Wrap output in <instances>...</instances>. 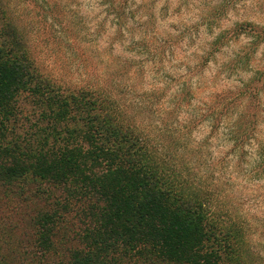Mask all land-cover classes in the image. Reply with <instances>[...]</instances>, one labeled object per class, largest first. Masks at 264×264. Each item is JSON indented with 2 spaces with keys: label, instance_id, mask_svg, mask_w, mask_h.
<instances>
[{
  "label": "clouds",
  "instance_id": "1",
  "mask_svg": "<svg viewBox=\"0 0 264 264\" xmlns=\"http://www.w3.org/2000/svg\"><path fill=\"white\" fill-rule=\"evenodd\" d=\"M0 13V34L14 38L0 40V51L27 73L3 89L0 150L26 152L44 139L37 133L45 109L33 93L40 85L45 98L73 106L78 131L69 146L58 128L60 139L53 134L41 147L87 153L93 132L105 152L131 149L137 165L155 174L158 192L180 196L227 237L236 264H264V133L255 131L244 93L264 74V0H0ZM256 103L264 110V92ZM109 129L127 142L107 143ZM0 201L9 215L33 206L26 185L0 190ZM201 248L207 252V243L190 236V251L173 264H202ZM25 251L16 233L0 237V264H21Z\"/></svg>",
  "mask_w": 264,
  "mask_h": 264
},
{
  "label": "trees",
  "instance_id": "2",
  "mask_svg": "<svg viewBox=\"0 0 264 264\" xmlns=\"http://www.w3.org/2000/svg\"><path fill=\"white\" fill-rule=\"evenodd\" d=\"M0 40L14 43L11 32L0 34ZM26 74L0 51V107L3 89L23 83ZM261 92L264 74L258 72L244 93L251 96L250 118L260 133L264 110L256 101ZM33 93L45 109L41 114L45 123L37 133L44 139L30 144L26 152L19 146L0 150V190L26 185L33 197L31 210L21 209L15 215H9L0 201V237L9 230L17 234L21 247L27 249L21 264H173L178 252L190 251L185 249L190 236L207 243V252L201 248L202 264H236L238 253L225 242L227 237L217 235L214 225H204L203 217L186 207L180 196L158 192L155 174L137 165L129 154L131 149L129 153L119 149L105 152L93 132L86 137L92 145L87 153L78 146L41 147L53 134L59 140L57 129L61 127L66 134L63 145H72L78 131L70 121L76 117L67 100L51 95L45 98L40 85ZM71 99L79 108L77 99ZM85 102L90 110L95 108V101L85 98ZM6 131L0 122V142ZM105 139L121 145L128 138L109 129ZM242 155L250 153L245 150Z\"/></svg>",
  "mask_w": 264,
  "mask_h": 264
},
{
  "label": "rangeland",
  "instance_id": "3",
  "mask_svg": "<svg viewBox=\"0 0 264 264\" xmlns=\"http://www.w3.org/2000/svg\"><path fill=\"white\" fill-rule=\"evenodd\" d=\"M262 130H263V132H261V133H264V128H263ZM206 147H207V148L209 149V151H210L212 146L209 144V145H207ZM229 154H231V151H230V150H229ZM237 159L239 160L240 158L237 157ZM233 178H234L236 181L240 182V183H243V182H244L243 177L240 176V175H235Z\"/></svg>",
  "mask_w": 264,
  "mask_h": 264
}]
</instances>
